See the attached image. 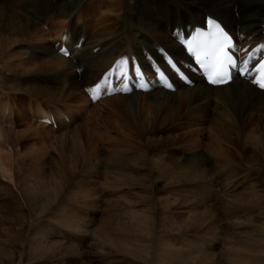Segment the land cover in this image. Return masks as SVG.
<instances>
[{
    "label": "bare ground",
    "instance_id": "6f19581e",
    "mask_svg": "<svg viewBox=\"0 0 264 264\" xmlns=\"http://www.w3.org/2000/svg\"><path fill=\"white\" fill-rule=\"evenodd\" d=\"M131 1L0 0V65L14 79L11 80L13 82L11 91L16 93L13 101H17L1 104L0 118L7 120L13 117L12 108L18 105L16 112H23L27 109L32 116L31 122L29 121L30 126L24 131L16 133L14 128H1L3 136L6 139L14 138L15 146L21 145L20 143L23 144L20 141L22 135L31 138L42 134L45 135L44 137L54 134L52 125L40 124L39 119H51L56 128L62 127L64 131L67 130L71 121L85 112L98 124H108L107 126L114 131V135L109 137V140L107 139L109 143H112L108 146L110 157L101 163L100 152L102 150L90 141L85 166L96 170L101 165L109 163L113 165L111 169L119 171L123 167L136 164L138 157L134 151L142 150L141 142L144 138L148 139L147 135L157 129L156 123H152L153 119L150 117L152 113L158 111L159 107L164 106L165 111L171 114L170 119L172 120L179 115V117L185 116L200 121V123L210 122V126L212 124L217 126L220 129L218 138L226 140L230 145H233L234 141L240 142V151L242 156L249 158L246 159L248 163L250 162L252 167L259 168V171L262 167L264 168V92L251 85L250 79H235L225 86L211 87L204 84L200 77L192 75L194 86H184L179 81H175L171 91L167 92L155 86L153 79L150 78V90L145 93L125 95L117 93L113 97L101 100L103 90L98 91L97 89L106 88V78L101 83L98 81L99 87L97 80L110 67L125 68L124 65L116 63L120 57L136 62L143 75V69L149 68L148 56H152L161 63V52L167 51L179 63L185 61L186 56L176 42L178 35L180 32L187 35L190 31L194 32L197 27L204 28V18L207 15L222 22L233 33L237 40L238 55L244 57L247 50L264 39V0H142L133 6L130 4ZM10 2L13 4L11 7L8 5ZM15 7L20 8L21 13L15 10ZM82 18H85L82 21H87L93 27L92 29H95L92 38L88 41H86V33L81 34L76 30V23H79ZM43 25L50 29L53 35L57 36L56 38L62 39L61 42H57L59 43L58 48L55 49L54 45L47 43L49 35L43 29ZM74 33H78V36L75 40L72 38L68 41L70 37L66 36H72ZM61 45L69 49L68 58L58 53ZM13 52L15 56L11 54ZM38 54L46 58H39ZM118 74L120 77L122 72ZM123 75V84L126 79L130 86L138 84L133 78V73L126 71ZM42 76L48 78L47 85L51 86L29 83L28 78ZM92 80L97 83L95 87L91 85ZM3 84L6 86L4 89L9 91L10 86ZM86 90L92 94L93 98L99 99L101 108L96 110L90 108L94 107L95 99L91 102L86 95ZM61 106L66 107L67 116L61 112L63 109L59 111L58 108ZM104 112L116 116L117 120L109 121L107 118L109 116L102 114ZM25 119L28 121L27 118ZM85 129L64 131L58 137L56 145L61 162L54 163V170L45 168L51 161L54 162L55 157L47 161L42 156L28 154L27 157L17 162L15 178L20 183L21 192L34 214H46L51 207L57 206L63 196H66L64 191L66 179L64 180L60 169L65 168L72 171L79 165L83 152L80 150V144L76 143V138ZM245 130H248V135L244 133ZM231 135L235 140H230ZM208 147L211 151L218 149L217 154L225 162L220 167H229L228 164L232 163L230 156H233L229 149H220L212 140ZM192 154L193 159H183L182 163L178 164V168L174 170L177 180L184 183L193 182V180L202 182L206 179L205 167L210 161L208 154L200 150ZM76 193L71 191L69 195L76 199ZM246 197L248 199V196ZM238 202L241 205L244 203L241 200ZM162 209L167 210L168 208L165 206ZM203 214L206 217V213L203 212ZM65 217L66 220H71L70 216L65 215ZM188 221L178 227V232L183 231L184 233L192 228H198L202 222L199 219H194V222ZM144 223H146L145 220ZM107 224H109L108 221L99 223L94 231L101 245L115 241ZM11 234L12 232L9 231L3 234L1 239L9 238ZM1 243L6 244L5 240ZM42 245L37 243V248H41ZM171 247L174 249L172 245ZM239 247L242 250L256 249L257 253H264V228H261L256 235H248ZM2 256L5 254L0 247V258ZM10 256L8 255L7 259L11 261ZM154 260V264H214L212 261L207 262L208 259L197 262L199 259L196 255L184 254L180 248L174 249L169 254L159 255L153 258Z\"/></svg>",
    "mask_w": 264,
    "mask_h": 264
},
{
    "label": "rangeland",
    "instance_id": "374dc122",
    "mask_svg": "<svg viewBox=\"0 0 264 264\" xmlns=\"http://www.w3.org/2000/svg\"><path fill=\"white\" fill-rule=\"evenodd\" d=\"M139 1L142 0H132L130 4L133 6ZM8 5L11 7L13 4L10 2ZM15 10L21 13L20 8L15 7ZM82 20L85 18L76 23V30L81 34L86 33L88 41L95 29ZM43 29L49 35V45L61 42L62 39L56 38L46 26L43 25ZM78 33L66 36L70 37L68 41L72 38L75 40ZM37 57L46 58L42 54ZM28 79L29 83L51 86L47 85L48 78L45 76ZM11 80H14L13 77L0 65V105L17 102L13 101L16 93L11 91ZM3 83L10 86L9 91L4 89L6 86ZM96 84V81H91L93 87ZM97 89L103 90L100 100L108 98L104 97L106 88ZM88 93L86 90L89 97ZM90 101L94 102V107L90 108H101L99 99L92 98ZM17 107L12 108V119L0 118V247L5 254L0 258V264H154L153 258L169 254L176 248H180L184 254L196 255L199 259L197 262L208 259L207 262L212 261L214 264H264V253L239 247L248 235H256L264 228V168L259 171V168L248 163L246 159L249 158L242 156L240 151V142L234 141L230 145L226 140L218 138L220 129L217 126L179 115L172 120L171 114L161 106L150 117L157 129L141 142L142 150L134 151L138 157L135 165L117 171L107 163L93 170L85 166L90 141L102 150L100 159L103 163V160L110 157L108 146L112 143L108 140L114 131L108 124L100 125L90 115L81 113L64 131L86 128L87 131L83 130L76 138L83 152V162L81 160L72 171L60 169L66 179V196L46 214L36 215L29 208L20 183L15 178L16 164L28 154L42 156L47 161L55 157L54 162L51 161L45 168L54 170V163L61 162L56 142L64 131L62 127L56 128L54 134L47 135V138L44 134L29 139L22 135L20 141L23 144L15 146L14 138L6 139L1 128L11 127L16 133H21L30 126L32 117L26 108L23 112H16ZM58 109H63L61 112L67 116L65 106ZM102 114L109 116V121L117 120L116 116L105 112ZM244 133L248 135V130ZM211 140L220 149L230 150L233 156H230L232 163L228 164L229 167H220L225 162L217 154L218 149H208ZM230 140L235 139L232 136ZM198 150L206 152L210 158L205 167L207 175L202 180L204 183L200 180L185 183L177 180L174 170L178 164L183 159H193L192 153ZM71 191L77 192L76 199L69 195ZM240 200L244 202L242 205L238 202ZM165 206L167 210L162 209ZM54 214H57L56 217ZM65 215L70 216L71 220H66ZM194 219L202 221L200 227L184 233L178 232L181 224L185 221L194 222ZM104 221L109 222L107 225L115 241L101 245L94 231ZM9 231L12 232L10 239H1ZM3 240L6 244L1 243ZM37 243L43 244L41 248H37ZM8 255H12L11 261L7 259Z\"/></svg>",
    "mask_w": 264,
    "mask_h": 264
},
{
    "label": "snow or ice",
    "instance_id": "6c2138e0",
    "mask_svg": "<svg viewBox=\"0 0 264 264\" xmlns=\"http://www.w3.org/2000/svg\"><path fill=\"white\" fill-rule=\"evenodd\" d=\"M224 55H225V53H224L223 50L221 49L220 53L217 55V61H218V63L220 62V57H221V56H224ZM197 59H199V57H197ZM209 82L215 84V83L223 82V81H222V80H221V81H218V80L213 79V78L210 77V78H209ZM257 83H259V86H260L261 88H264V82H262V81H257Z\"/></svg>",
    "mask_w": 264,
    "mask_h": 264
}]
</instances>
